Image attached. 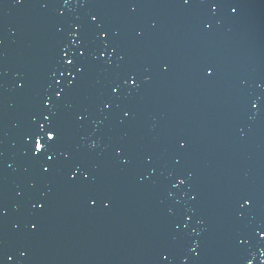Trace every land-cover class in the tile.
Wrapping results in <instances>:
<instances>
[{"label": "water", "instance_id": "95a60500", "mask_svg": "<svg viewBox=\"0 0 264 264\" xmlns=\"http://www.w3.org/2000/svg\"><path fill=\"white\" fill-rule=\"evenodd\" d=\"M237 5L213 14L201 0H0L6 264H264V0ZM96 24L106 44L93 39ZM73 31L89 41L83 60ZM53 73L60 87L75 80L57 119L64 147L94 177L87 186L41 175L27 152L32 116L45 95L56 101ZM128 73L139 86L103 109ZM76 112H87L82 124ZM97 190L107 206L89 203Z\"/></svg>", "mask_w": 264, "mask_h": 264}, {"label": "snow or ice", "instance_id": "6c2138e0", "mask_svg": "<svg viewBox=\"0 0 264 264\" xmlns=\"http://www.w3.org/2000/svg\"><path fill=\"white\" fill-rule=\"evenodd\" d=\"M66 2V0H65ZM185 4L189 3V0H183ZM202 6L209 9L213 14L218 9L221 8H229L232 13L237 12V6H233V0H201ZM96 16L92 17L93 21H96ZM74 28H78L79 25H73ZM108 29L103 28L100 24L95 25L94 31V40H98L100 44H106L105 37L108 35ZM78 33L73 31L71 36L73 37L72 42L74 44L81 45L83 50L79 53V59L83 60L85 56L88 54V44L89 41L87 37H82L80 39H76ZM115 49H113L114 51ZM105 56L104 51H99V58H103ZM61 60L65 62L66 65L72 66L76 65L75 71L77 75H80L84 71V65L77 63V57L73 56L72 59H68L66 55L61 56ZM59 71V69H57ZM214 69L209 66L207 68V75L211 77L213 75ZM63 75V72L60 73ZM53 83L49 85V88L53 89V95L56 98L55 103L52 102V98L48 95L42 100V105L44 111L40 112L39 116H32V126L29 132L25 136V142L28 145L27 152L30 153L31 160L34 166L41 170V175L49 176L56 172H62L66 175V178L69 181H74L82 186L89 185L94 177L92 173L87 169L82 161H80L71 151H68L63 144V130L62 126L57 119L60 111L61 105L64 100V94L67 89L71 88L75 84V80H68L67 84L64 87H60L61 81L57 79L55 73L52 76ZM138 87L139 85L136 82L135 75L133 73H128L123 77L122 83H114L110 85L111 93L113 94V99L109 101H102L103 109H110L112 103L115 100L119 99L120 92L118 91L121 88L127 86ZM59 89V90H56ZM252 108H256L257 104L255 102L252 103ZM123 115L125 117L129 116L128 111H124ZM75 121L77 124H82L83 121L87 118V112H76L74 113ZM95 146V142H93L92 147ZM180 147H184V144L181 142ZM123 152V149L117 146L115 148V153L119 156ZM2 156V153H0ZM121 163L127 164V159H122ZM11 167V165H8ZM77 173H80V177H77ZM179 184H183V180L178 181ZM175 187V185H174ZM240 199L243 201V205H248L250 203L251 197L245 193H241ZM40 196L43 197L44 193H40ZM104 200L105 206L109 203L107 200L106 194L103 191H93L89 194L88 200L89 203H95L96 200ZM47 200H42L37 198L32 207L34 210L38 212H43L45 207L47 206ZM242 205V206H243ZM4 215L3 207H0V216ZM38 222L33 223L29 222V229L37 228ZM256 233L264 238V227H258L255 229ZM245 241H241L244 243ZM25 255V251H20V256L23 257ZM264 255V253H262ZM14 257L12 255L6 254L4 248L0 247V264H6V261H12ZM246 264H253L251 259H248Z\"/></svg>", "mask_w": 264, "mask_h": 264}]
</instances>
